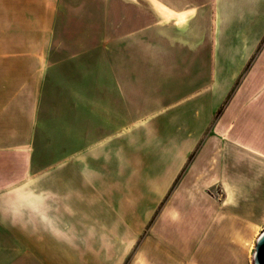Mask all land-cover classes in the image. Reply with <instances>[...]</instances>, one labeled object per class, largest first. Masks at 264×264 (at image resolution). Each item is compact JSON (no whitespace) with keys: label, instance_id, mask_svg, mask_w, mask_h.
<instances>
[{"label":"rangeland","instance_id":"374dc122","mask_svg":"<svg viewBox=\"0 0 264 264\" xmlns=\"http://www.w3.org/2000/svg\"><path fill=\"white\" fill-rule=\"evenodd\" d=\"M200 1L0 0V54L54 46L52 78L64 81L67 93L74 91V78H81L83 93L93 87L100 97L107 94L110 100L100 103L102 109L120 108L117 93L128 100L132 112L149 103L165 108L188 98L195 114V144L172 180L166 179L171 166L159 162L170 159L169 143H163L145 151H156L151 159H138L137 150L130 154L116 148L124 161L119 166L124 181L104 179L98 184L130 188L138 193L132 201L155 204L140 237L155 220H176L185 234L178 235L183 244L175 246L179 258L172 264H252L256 237L264 230V118L251 110L256 101L248 95L262 93L264 87V53L257 60L264 38L250 53L220 52L218 5H190ZM186 9L196 18L171 19V11ZM208 26L205 48L210 46V53L197 47ZM188 44L193 52L178 51ZM71 104L66 103L68 120L74 118ZM184 115L172 120L182 123ZM118 119L100 118L99 130L117 126ZM204 120L209 121L202 128ZM98 168L104 177L113 170L105 163ZM158 190L163 194L156 198L152 194ZM138 216L131 213V220Z\"/></svg>","mask_w":264,"mask_h":264},{"label":"crops","instance_id":"0c3cea01","mask_svg":"<svg viewBox=\"0 0 264 264\" xmlns=\"http://www.w3.org/2000/svg\"><path fill=\"white\" fill-rule=\"evenodd\" d=\"M212 3L218 5L219 51L252 52L264 38V0H202L190 5ZM191 11H171V19L196 18ZM209 30L197 46L207 53ZM191 47L178 51L190 53ZM54 49L26 46L0 54V264H172L179 258L175 246L183 244L178 235L185 234L176 220H155L140 237L155 204L139 205L130 199L138 196L132 189L100 187L98 181H124L119 171L124 161L116 148L122 146L130 154L137 150L138 159H151L156 151H145L162 148L163 143H169L170 159L159 162L171 166L166 179L172 180L195 144L189 99H177L165 108L149 103L132 112L128 100L117 93L120 108L102 109L107 94L100 97L93 87L83 93L81 78H74V91L67 93L64 81L52 78ZM263 53L264 45L257 60ZM207 67L209 82V63ZM254 92L248 95L256 101L251 110L264 118V102L258 103L264 100V87L262 93ZM67 101L72 102L73 120L67 119ZM180 114L186 121L172 120ZM112 116L120 117L118 125L100 131V118ZM100 163L112 165L106 177ZM162 194L158 190L152 195ZM131 213H139L137 221L131 220ZM163 229L169 230L164 234Z\"/></svg>","mask_w":264,"mask_h":264},{"label":"water","instance_id":"95a60500","mask_svg":"<svg viewBox=\"0 0 264 264\" xmlns=\"http://www.w3.org/2000/svg\"><path fill=\"white\" fill-rule=\"evenodd\" d=\"M252 264H264V230L254 244Z\"/></svg>","mask_w":264,"mask_h":264},{"label":"bare ground","instance_id":"6f19581e","mask_svg":"<svg viewBox=\"0 0 264 264\" xmlns=\"http://www.w3.org/2000/svg\"><path fill=\"white\" fill-rule=\"evenodd\" d=\"M259 235H260V234H259ZM258 237H259V236H257V237H256V240H257V238H258ZM248 247H249V248H248V249H249V251H251V250H252V248H253V245H251V246H248Z\"/></svg>","mask_w":264,"mask_h":264}]
</instances>
